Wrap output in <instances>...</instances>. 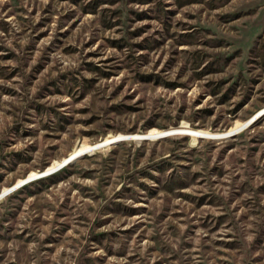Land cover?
<instances>
[{
  "label": "rangeland",
  "instance_id": "obj_1",
  "mask_svg": "<svg viewBox=\"0 0 264 264\" xmlns=\"http://www.w3.org/2000/svg\"><path fill=\"white\" fill-rule=\"evenodd\" d=\"M77 152L0 264H264V0H0V193Z\"/></svg>",
  "mask_w": 264,
  "mask_h": 264
},
{
  "label": "water",
  "instance_id": "obj_2",
  "mask_svg": "<svg viewBox=\"0 0 264 264\" xmlns=\"http://www.w3.org/2000/svg\"><path fill=\"white\" fill-rule=\"evenodd\" d=\"M179 131H181V130H180V129L164 130V131L160 132L157 136H159V137H165V136H167V135H169V134H172V133H175V132H179ZM233 132H235V130H234V131H230V132H223V133H221V134L214 135V136L216 137V136L229 135V134H232ZM133 136L142 137V139H147V138H149V136H146V135H144V134H142V135H135V134H133ZM214 136H212V137H214ZM120 140H123V137H121V136H115V137L109 138V139H108L107 141H105V142H103V141L100 142L99 144H97V146H98V145H101V144H103V143H106V142H108V143H113V142H117V141H120ZM78 154H80V152H77V153H75V154H72V155H70V156H67L64 160H62L57 166H55V167H53V168H50V169H47V170L44 169V170L38 171L36 174H34V175H32V176L24 177L21 181H19V182H17V183H13L12 185H9V186L7 187V189L4 190L3 192H1L0 194L7 193L8 191H10L11 189H13V188L16 187L17 185L21 184L23 181L28 180V179H31V178L34 177L35 175H42V174H45V172H50V170H53V169L57 168L60 164H63V163H65V162H67V161L70 160L71 158L77 157ZM78 156H79V155H78Z\"/></svg>",
  "mask_w": 264,
  "mask_h": 264
},
{
  "label": "trees",
  "instance_id": "obj_3",
  "mask_svg": "<svg viewBox=\"0 0 264 264\" xmlns=\"http://www.w3.org/2000/svg\"><path fill=\"white\" fill-rule=\"evenodd\" d=\"M50 175H53V173H49V174H46V176H50ZM45 176V175H44ZM45 176V177H46ZM40 178H42V177H38L37 179H40Z\"/></svg>",
  "mask_w": 264,
  "mask_h": 264
},
{
  "label": "bare ground",
  "instance_id": "obj_4",
  "mask_svg": "<svg viewBox=\"0 0 264 264\" xmlns=\"http://www.w3.org/2000/svg\"><path fill=\"white\" fill-rule=\"evenodd\" d=\"M121 137H123V136H121ZM124 138V137H123Z\"/></svg>",
  "mask_w": 264,
  "mask_h": 264
}]
</instances>
